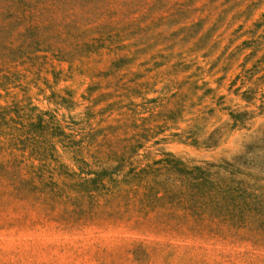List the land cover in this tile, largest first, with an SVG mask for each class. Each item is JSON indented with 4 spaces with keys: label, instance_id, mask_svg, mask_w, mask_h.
Returning a JSON list of instances; mask_svg holds the SVG:
<instances>
[{
    "label": "rangeland",
    "instance_id": "1",
    "mask_svg": "<svg viewBox=\"0 0 264 264\" xmlns=\"http://www.w3.org/2000/svg\"><path fill=\"white\" fill-rule=\"evenodd\" d=\"M164 109L176 110L172 127L124 160H100L104 134L115 146L123 137L110 126ZM231 113L243 119L233 128ZM40 114L68 136L37 129ZM225 124L217 145L183 140ZM27 135L83 177L108 168L121 179L167 153L264 176V0H0V264H264V179L250 181L258 201L242 211L187 194L139 211L130 194L90 213L53 183L25 181L39 158L47 179L70 180L50 144L35 155Z\"/></svg>",
    "mask_w": 264,
    "mask_h": 264
},
{
    "label": "trees",
    "instance_id": "2",
    "mask_svg": "<svg viewBox=\"0 0 264 264\" xmlns=\"http://www.w3.org/2000/svg\"><path fill=\"white\" fill-rule=\"evenodd\" d=\"M231 114L234 119V122L231 125L225 124L222 127L215 128L209 136L200 143L198 125H195V129H192L190 134L184 139L181 137L182 133L173 132V135L180 136L179 138L183 140H191L190 142L194 144H203L207 146L217 145L223 140L224 135L227 134L228 125L233 128L239 124V120L241 122L243 120L242 117H239L241 116L240 114ZM141 120L142 122L139 124L134 120H131V123L129 122L130 125L128 122L120 120L122 121L121 123L116 126H110L114 129L122 130L123 137L120 139V144L115 146L110 140H108L109 138L107 135L104 134V141L98 143V145L102 147L105 144V146L109 148L107 150H102L100 147L98 148L99 150H97V154L102 156V159L100 160L126 159L130 154L143 147L146 141L155 137L159 132L172 127L170 122L175 123L177 121L176 110L164 109L158 113L152 112L149 116L142 117ZM56 123L57 122L52 121V119H45L43 114H40L38 123L35 127L43 132L51 126L50 124H54L55 128L58 130L57 133L63 137H67L68 135L60 130V126H56ZM30 125L34 124L31 123ZM130 128L133 129L132 132H130ZM93 140L95 141V138ZM25 141L31 144V150L34 151V154H41L40 156H42L47 149L46 145L50 144V149L52 150V153L50 154H54L53 156L55 157L53 158L58 163L59 169L64 170V173L61 172L60 174H64L70 178L68 181L63 180L61 182L47 179L45 177V168L49 163H47V160L44 158H39L41 161H44L40 162L38 165H35L34 163L26 164L30 167L32 177L25 181L32 184L33 178L37 177L43 184V187L46 182L53 183L50 190L55 197H67L74 201L85 200L88 204L85 210L90 213L99 206L112 204L118 198H122V201H125V204L128 205V196L130 194H133L134 197L138 198L141 202L142 208L139 209V211H145V209L148 210L151 198L160 200L169 196L181 197L184 194H187L194 199H200V201L208 199L209 201H215L216 204L219 203L222 206H235L242 211L249 205V200L254 202L258 201V199L250 193L252 188L254 189L253 184L250 181L264 179V176L242 171V169L235 164L219 165V168L226 170L229 176L205 170L197 165L189 166L180 158H177L170 153L166 154L167 157L158 159L139 169L136 167L130 168L121 179L115 176V171L108 168H101L96 171H86L87 174H94V176L83 177L81 174L69 170L68 165L61 161L56 147L54 145L52 146L51 143H48L49 140H39L27 135ZM80 141L81 140L70 141L71 146L74 148L79 145V147H76L74 150L75 154H78V152L82 151L84 148V146L80 145ZM76 160L86 163L83 159L77 157ZM21 163H23V161H19L18 165L21 166ZM172 174L175 175L176 180L180 181L179 184L170 178V175ZM17 177H20L18 184H21L23 178H21L20 173ZM210 177H214V189H210L208 186L209 183H211ZM224 181H227V183H224ZM185 185L190 187H188L189 192L183 189ZM257 190L260 191L261 189ZM79 204L81 206V203ZM80 212H84V209H81Z\"/></svg>",
    "mask_w": 264,
    "mask_h": 264
}]
</instances>
